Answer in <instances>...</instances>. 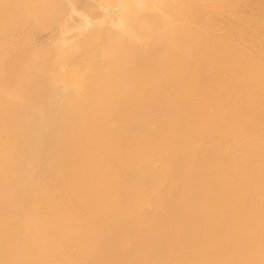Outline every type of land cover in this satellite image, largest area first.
Listing matches in <instances>:
<instances>
[{
	"label": "bare ground",
	"instance_id": "bare-ground-1",
	"mask_svg": "<svg viewBox=\"0 0 264 264\" xmlns=\"http://www.w3.org/2000/svg\"><path fill=\"white\" fill-rule=\"evenodd\" d=\"M0 0V264H264V0H97L58 21L46 84ZM140 42L136 98L93 114L72 63L97 28Z\"/></svg>",
	"mask_w": 264,
	"mask_h": 264
},
{
	"label": "rangeland",
	"instance_id": "rangeland-1",
	"mask_svg": "<svg viewBox=\"0 0 264 264\" xmlns=\"http://www.w3.org/2000/svg\"><path fill=\"white\" fill-rule=\"evenodd\" d=\"M58 3L55 20L47 26L36 27L30 20L27 25L28 59L38 68L35 74L39 85L46 84L51 66V43L58 29V21L68 14L71 7L76 11H89L96 15L97 0H52ZM140 42L134 37L128 39L118 32L106 28H97L78 38V49L73 53L72 63L82 71L84 89L82 93L63 92L62 103L76 98L89 97L88 106L93 114L105 118V109L112 106V119L123 113L127 107H121L123 92L131 91L129 98H136L138 84V49Z\"/></svg>",
	"mask_w": 264,
	"mask_h": 264
}]
</instances>
